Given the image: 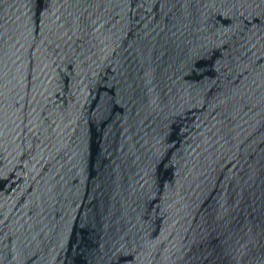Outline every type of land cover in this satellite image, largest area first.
Returning a JSON list of instances; mask_svg holds the SVG:
<instances>
[{"label": "water", "instance_id": "1", "mask_svg": "<svg viewBox=\"0 0 264 264\" xmlns=\"http://www.w3.org/2000/svg\"><path fill=\"white\" fill-rule=\"evenodd\" d=\"M0 264H264V0H0Z\"/></svg>", "mask_w": 264, "mask_h": 264}]
</instances>
